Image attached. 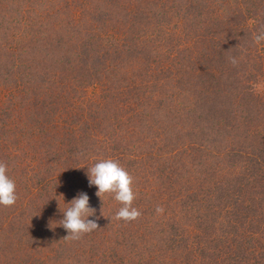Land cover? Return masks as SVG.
<instances>
[{
    "label": "rangeland",
    "instance_id": "374dc122",
    "mask_svg": "<svg viewBox=\"0 0 264 264\" xmlns=\"http://www.w3.org/2000/svg\"><path fill=\"white\" fill-rule=\"evenodd\" d=\"M262 27L264 0H0L18 197L0 206V264H264ZM104 158L133 177L138 219L89 186ZM80 192L99 228L66 240Z\"/></svg>",
    "mask_w": 264,
    "mask_h": 264
},
{
    "label": "clouds",
    "instance_id": "9594fccd",
    "mask_svg": "<svg viewBox=\"0 0 264 264\" xmlns=\"http://www.w3.org/2000/svg\"><path fill=\"white\" fill-rule=\"evenodd\" d=\"M261 41H264V27L253 35L255 44L258 45ZM229 60L233 66L238 64L236 57H229ZM7 171V165L0 161V206L10 207L16 203L18 197L15 181L8 176ZM87 176L89 186L97 187L96 195L100 197L102 203L103 195L110 193L113 194L115 201L121 204L113 219L131 222L141 216L142 213L133 207V201L136 198L132 188L133 177L118 161L111 158L99 159L87 168ZM68 205L70 206L62 212L63 219L59 221V225L68 233L64 239L79 240L84 234L99 228L96 222L98 217L88 219L90 216L95 217L96 210L90 206L87 193H78ZM155 211L157 214H163L165 209L158 205Z\"/></svg>",
    "mask_w": 264,
    "mask_h": 264
}]
</instances>
